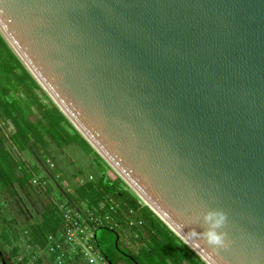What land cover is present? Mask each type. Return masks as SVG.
Segmentation results:
<instances>
[{
	"label": "water",
	"instance_id": "1",
	"mask_svg": "<svg viewBox=\"0 0 264 264\" xmlns=\"http://www.w3.org/2000/svg\"><path fill=\"white\" fill-rule=\"evenodd\" d=\"M0 32L204 262L264 264V0H0Z\"/></svg>",
	"mask_w": 264,
	"mask_h": 264
},
{
	"label": "trees",
	"instance_id": "2",
	"mask_svg": "<svg viewBox=\"0 0 264 264\" xmlns=\"http://www.w3.org/2000/svg\"><path fill=\"white\" fill-rule=\"evenodd\" d=\"M52 143L61 149L71 147L78 150L84 161L90 159L87 168L92 179L81 182L77 176H70L65 168H61L60 162L49 150ZM37 178L40 182L35 184ZM43 183L54 190V200L45 203L41 199L39 193L45 191ZM19 192L34 211L41 209L35 216L39 219L34 223V219L25 222L20 234L29 237L28 244L32 246L34 254H40L47 235H60L64 226V219L60 216L62 205L78 211H93L101 203L109 205L116 201L114 198L122 197L124 204L115 202L120 209L114 215L112 225L95 231V247L110 264H119L116 258L119 254L140 264L121 248L116 231L122 226L128 228L126 213L131 209L135 212L133 218L137 220L131 230L140 234L139 224L142 223V229L148 233L146 239L140 236L149 249L145 250L152 255L158 253L161 264H207L148 206L141 203L139 197L57 107L0 32V194H7L13 200L17 199ZM48 194L45 191L42 195L47 199ZM36 203L37 208L34 206ZM98 230L116 236L113 246L117 252L114 257L102 247ZM2 237L5 243L0 242V264H12L13 259L18 264H24L19 262L20 256H24L26 263H52L51 258H44L42 254L37 255L35 260L29 254L23 255L17 243L20 236L4 231ZM8 246L11 247L10 251L7 250ZM71 260L67 258L66 264H70Z\"/></svg>",
	"mask_w": 264,
	"mask_h": 264
},
{
	"label": "rangeland",
	"instance_id": "3",
	"mask_svg": "<svg viewBox=\"0 0 264 264\" xmlns=\"http://www.w3.org/2000/svg\"><path fill=\"white\" fill-rule=\"evenodd\" d=\"M49 150L52 153V156L56 157L57 158L56 160L60 162L61 168H65L66 169L65 171L68 172L70 176L71 175L77 176V179H80L81 182H85L86 180H91L90 178L92 177V175L89 174L88 172L89 170L87 168V164L91 160L86 159L88 161H84L81 156V152L71 147L61 149L60 147L56 146L54 143L51 144ZM37 180L38 178L35 179L34 183H36ZM43 184H44L43 188L45 191L49 193L48 194L49 197L45 199L42 195L45 194V191H43L39 193V195H41V199H44L45 203L51 201L52 199L54 200L55 197L52 196L54 190L52 191V188L47 186V184L45 183ZM124 189L127 190L128 188L126 189V187H124ZM22 198L23 195L20 192L17 199H13V200L10 197H8L7 194H0V242L3 244L5 243L4 240L5 238L2 237L3 232L10 231L12 235L20 236L17 243L21 246L22 250H25L26 247L29 245L28 244L29 237L26 238L21 236L22 230L25 228L24 226L25 222H28L33 219L34 220L32 221V223L37 221L39 218L38 217L35 218V216L39 211H41V209L39 210L37 208L38 204L36 203V205L34 206L37 208L38 211H34V208L28 204L26 199H22ZM4 199H6L5 202ZM114 199L119 204H124V199L122 197H116ZM141 202L144 204L142 200ZM60 216L63 220L64 214L60 213ZM134 219L136 220V217ZM135 222L137 223V220ZM139 226H140L139 229L141 231L140 234L133 232V230H130L131 228L128 227L129 231L127 233L128 235H126L127 230L125 229V226L116 229L119 235L118 241L121 245V248L126 253L131 254L140 264H161L162 260L160 259L158 253H154L152 255L150 254V252H147L149 249L147 248L146 243H144L143 240L140 239V236H143V238L146 239L148 233L146 234V231L142 229L143 228L142 223H140ZM97 234L102 247L107 251V253H109L114 257L116 255L115 253L117 252L114 250V246H113L116 236L112 233L106 232L105 230H98ZM48 236L49 235H47L45 238L44 246H46V244L48 243ZM10 249L11 247L8 246L7 250L10 251ZM119 255L118 256L116 255L117 260H119V264H135L134 260L129 261L128 259H126V257H123V255L121 256ZM50 260L52 262L51 264H54L53 263L54 258H51ZM13 261L14 263L15 262L17 263L16 260L13 259ZM42 264H48V263H42Z\"/></svg>",
	"mask_w": 264,
	"mask_h": 264
},
{
	"label": "built area",
	"instance_id": "4",
	"mask_svg": "<svg viewBox=\"0 0 264 264\" xmlns=\"http://www.w3.org/2000/svg\"><path fill=\"white\" fill-rule=\"evenodd\" d=\"M38 183L39 180L35 184ZM118 209H120V206L115 202L109 205L101 203L93 211H78L76 208L62 205L61 213L64 214L63 229L59 236L53 234L48 236V243L40 249V254L44 255V258H54L55 264H66L67 258H72L70 264H110L95 247V231L98 228L112 225L113 217L118 213ZM134 215L133 210L126 213L128 227L130 228L136 224L133 218ZM24 254H29L32 260L40 255L38 252L32 253L31 245L23 250ZM23 257H19L20 263L31 264V261L28 263L23 261Z\"/></svg>",
	"mask_w": 264,
	"mask_h": 264
},
{
	"label": "clouds",
	"instance_id": "5",
	"mask_svg": "<svg viewBox=\"0 0 264 264\" xmlns=\"http://www.w3.org/2000/svg\"><path fill=\"white\" fill-rule=\"evenodd\" d=\"M223 222H224V217L221 215L216 219L215 225L213 226V230H210L206 233V239L210 245L223 246L224 244L223 235L218 234L215 231V228H218Z\"/></svg>",
	"mask_w": 264,
	"mask_h": 264
},
{
	"label": "crops",
	"instance_id": "6",
	"mask_svg": "<svg viewBox=\"0 0 264 264\" xmlns=\"http://www.w3.org/2000/svg\"><path fill=\"white\" fill-rule=\"evenodd\" d=\"M131 210H133V209H131ZM116 216V215H115ZM125 229H128V228H125ZM131 230V229H130ZM128 231H129V229L127 230V232H126V235H128L127 233H128ZM134 232V231H133Z\"/></svg>",
	"mask_w": 264,
	"mask_h": 264
},
{
	"label": "flooded vegetation",
	"instance_id": "7",
	"mask_svg": "<svg viewBox=\"0 0 264 264\" xmlns=\"http://www.w3.org/2000/svg\"><path fill=\"white\" fill-rule=\"evenodd\" d=\"M12 264H17L16 262L14 263V261L12 260Z\"/></svg>",
	"mask_w": 264,
	"mask_h": 264
}]
</instances>
